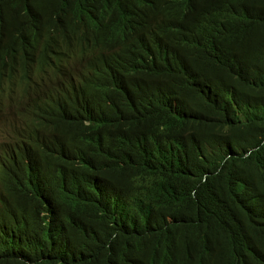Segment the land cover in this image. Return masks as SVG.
<instances>
[{"label":"trees","instance_id":"1","mask_svg":"<svg viewBox=\"0 0 264 264\" xmlns=\"http://www.w3.org/2000/svg\"><path fill=\"white\" fill-rule=\"evenodd\" d=\"M24 1L0 33L79 68L9 115L31 175L2 186L0 264H264V0Z\"/></svg>","mask_w":264,"mask_h":264},{"label":"clouds","instance_id":"2","mask_svg":"<svg viewBox=\"0 0 264 264\" xmlns=\"http://www.w3.org/2000/svg\"><path fill=\"white\" fill-rule=\"evenodd\" d=\"M24 2L28 7L26 11H34L36 16L45 20L47 10L44 4L46 2L49 6L51 5L47 0H26ZM58 22L65 27L79 25L68 20V17ZM45 35L46 29L35 26L26 27L19 33H0V105L7 99L6 105L0 109V122L6 120L11 114L23 112L48 90L66 81L79 68V63L75 58L66 68V63L72 57L71 53H68L69 58L66 59L62 50L50 44ZM10 59L9 66H7ZM27 121L6 127L0 133V201L2 199L0 207L4 202L2 186L5 188L6 178L11 183L19 181L20 190L28 186L31 163L21 159L16 144L25 134ZM50 144L63 150L64 160L61 162L64 166L62 169L76 163L77 156L73 146L80 145L77 141H67L61 144L50 142ZM1 216L0 212V218ZM193 263L211 264L209 257L195 258Z\"/></svg>","mask_w":264,"mask_h":264},{"label":"rangeland","instance_id":"3","mask_svg":"<svg viewBox=\"0 0 264 264\" xmlns=\"http://www.w3.org/2000/svg\"><path fill=\"white\" fill-rule=\"evenodd\" d=\"M12 118L8 117L6 120L0 122V133L2 132L4 128L9 127V126H15V124L20 123L19 121H15L14 123H12Z\"/></svg>","mask_w":264,"mask_h":264},{"label":"bare ground","instance_id":"4","mask_svg":"<svg viewBox=\"0 0 264 264\" xmlns=\"http://www.w3.org/2000/svg\"><path fill=\"white\" fill-rule=\"evenodd\" d=\"M15 121H18V120L16 118H12V123H14Z\"/></svg>","mask_w":264,"mask_h":264}]
</instances>
